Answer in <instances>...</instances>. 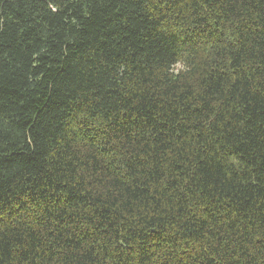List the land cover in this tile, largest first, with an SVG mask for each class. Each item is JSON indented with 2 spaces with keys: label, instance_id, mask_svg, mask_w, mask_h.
I'll return each instance as SVG.
<instances>
[{
  "label": "trees",
  "instance_id": "obj_1",
  "mask_svg": "<svg viewBox=\"0 0 264 264\" xmlns=\"http://www.w3.org/2000/svg\"><path fill=\"white\" fill-rule=\"evenodd\" d=\"M0 264H264V0H0Z\"/></svg>",
  "mask_w": 264,
  "mask_h": 264
}]
</instances>
